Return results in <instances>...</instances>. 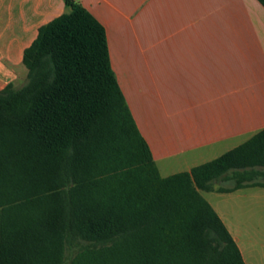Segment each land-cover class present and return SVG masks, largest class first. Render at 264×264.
Segmentation results:
<instances>
[{"label":"trees","instance_id":"trees-1","mask_svg":"<svg viewBox=\"0 0 264 264\" xmlns=\"http://www.w3.org/2000/svg\"><path fill=\"white\" fill-rule=\"evenodd\" d=\"M65 3L24 48V83L0 90V264H246L199 189L264 174V128L161 176L103 25Z\"/></svg>","mask_w":264,"mask_h":264},{"label":"crops","instance_id":"crops-1","mask_svg":"<svg viewBox=\"0 0 264 264\" xmlns=\"http://www.w3.org/2000/svg\"><path fill=\"white\" fill-rule=\"evenodd\" d=\"M72 1L103 25L111 68L161 176L190 171L264 128V7L257 0ZM69 9L65 0H0V90L20 86L24 48L39 26ZM259 178L234 188L229 172L199 193L235 197L248 213L255 204L246 199H264ZM213 200L244 262L256 264L248 228Z\"/></svg>","mask_w":264,"mask_h":264},{"label":"rangeland","instance_id":"rangeland-1","mask_svg":"<svg viewBox=\"0 0 264 264\" xmlns=\"http://www.w3.org/2000/svg\"><path fill=\"white\" fill-rule=\"evenodd\" d=\"M154 1L155 0H149L150 4H152ZM24 81L21 82L19 79L17 83L21 86ZM259 180H264V178H259ZM218 183L221 184V182ZM250 190H252L250 192L262 191L260 188H253ZM202 196L211 204H214L213 198L222 200V203L226 206V209L230 211V217L234 224H239L244 228H248L246 231H249V233L254 238V240L252 239L253 241L250 239V241L246 242V246L253 254L252 260H254L256 264H264V199L257 203H255L253 197L250 200L246 199V204H249L250 202H254L255 204V208L250 206V209L253 211L246 213L244 211L248 210V207H245L242 209V211H240L241 203L239 202V199L235 197H231L229 195H218L214 192H202Z\"/></svg>","mask_w":264,"mask_h":264}]
</instances>
